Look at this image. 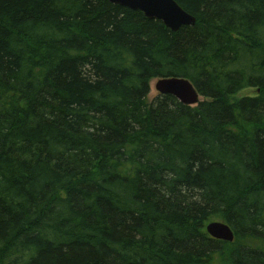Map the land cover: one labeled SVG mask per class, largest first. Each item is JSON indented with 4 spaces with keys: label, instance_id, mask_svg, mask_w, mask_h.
I'll list each match as a JSON object with an SVG mask.
<instances>
[{
    "label": "trees",
    "instance_id": "16d2710c",
    "mask_svg": "<svg viewBox=\"0 0 264 264\" xmlns=\"http://www.w3.org/2000/svg\"><path fill=\"white\" fill-rule=\"evenodd\" d=\"M175 1L0 0V264H264V0Z\"/></svg>",
    "mask_w": 264,
    "mask_h": 264
},
{
    "label": "water",
    "instance_id": "95a60500",
    "mask_svg": "<svg viewBox=\"0 0 264 264\" xmlns=\"http://www.w3.org/2000/svg\"><path fill=\"white\" fill-rule=\"evenodd\" d=\"M110 3L139 11L147 20H158L172 32L182 26L195 25V18L178 5L175 0H108ZM155 89L159 95L172 96L186 106H195L201 97L192 83L185 78L169 77L156 81ZM210 237L227 243L235 239L231 228L223 222H211L206 226Z\"/></svg>",
    "mask_w": 264,
    "mask_h": 264
},
{
    "label": "rangeland",
    "instance_id": "374dc122",
    "mask_svg": "<svg viewBox=\"0 0 264 264\" xmlns=\"http://www.w3.org/2000/svg\"><path fill=\"white\" fill-rule=\"evenodd\" d=\"M157 79H151L149 82V94L147 95V102L150 103L154 98L158 96V92L155 89ZM255 90L245 89L238 93L237 97L254 96Z\"/></svg>",
    "mask_w": 264,
    "mask_h": 264
},
{
    "label": "bare ground",
    "instance_id": "6f19581e",
    "mask_svg": "<svg viewBox=\"0 0 264 264\" xmlns=\"http://www.w3.org/2000/svg\"><path fill=\"white\" fill-rule=\"evenodd\" d=\"M207 226V225H206ZM206 230V229H205Z\"/></svg>",
    "mask_w": 264,
    "mask_h": 264
}]
</instances>
